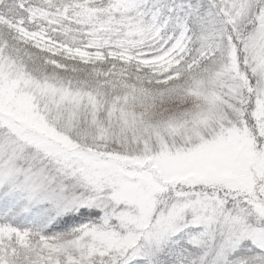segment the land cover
Listing matches in <instances>:
<instances>
[{
  "label": "snow or ice",
  "instance_id": "obj_1",
  "mask_svg": "<svg viewBox=\"0 0 264 264\" xmlns=\"http://www.w3.org/2000/svg\"><path fill=\"white\" fill-rule=\"evenodd\" d=\"M0 264H264V0H0Z\"/></svg>",
  "mask_w": 264,
  "mask_h": 264
}]
</instances>
